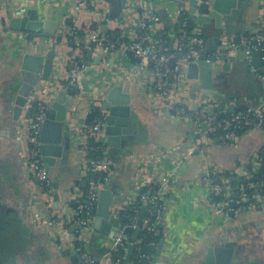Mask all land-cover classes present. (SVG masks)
<instances>
[{
  "label": "crops",
  "instance_id": "0c3cea01",
  "mask_svg": "<svg viewBox=\"0 0 264 264\" xmlns=\"http://www.w3.org/2000/svg\"><path fill=\"white\" fill-rule=\"evenodd\" d=\"M147 2L162 18V22L155 26L154 34L164 40L169 51H173L181 28L180 25L177 28L175 19L177 3L174 0ZM22 5L38 8L43 17L58 20L60 25L56 32L63 34L61 43L56 46L51 76L40 80L32 97L42 96L49 105L57 100L70 104L66 124L72 127V140L69 148L64 147L63 157L51 167L49 195L44 193L42 183L32 178L25 168L29 148L25 139L26 110L15 120L13 99L14 91L21 83L23 55L27 51H38V42H41L45 55L55 40L36 38L31 42L20 31H4L2 18H6L8 23L10 16ZM109 11L110 5L105 0L87 8H80L75 0H0V203L13 207L30 227V234L24 235L22 221L13 213L12 217L19 221L16 219L4 234L5 259L15 256L17 264H78L75 253H78L76 241L79 240L91 249L94 256L108 264L102 250H106L107 237L98 231L85 237H81L74 228L62 231L51 218L47 200L53 201L54 211L60 216L67 217L75 212L79 204L77 189L86 187L76 130L88 120L95 104L98 102L100 105L107 89L129 79L135 112L147 121L148 135L143 145L126 156L121 155L118 148L108 147L109 153L111 151L117 158L120 157L111 169L109 187L116 193L117 201L124 204L123 211L126 212L134 207L143 189L150 194L161 176L169 175L171 179L162 201L160 241L146 264H205L207 249L225 237L237 242L238 257L242 261H264V194L262 203L256 208H244L237 214L219 213L215 210L216 201L210 186L202 180L206 165H219L230 171L248 170L250 165L253 171H262L264 129L247 128L237 144L214 138L203 154L185 159L186 148L179 151L175 145L181 139H185L187 144L200 139L196 136L201 129L197 112L192 110L194 116L190 118L178 113L175 107H163L159 111L153 104L155 89L150 67L139 59L119 51L93 52L87 58L91 66L80 71L75 84L70 83L75 47L69 45L72 38L68 32L73 27L96 23L101 29L106 25L105 31H111L117 38H129L140 32L137 13L131 14L132 10H127L118 19L105 20ZM67 19L71 21L66 22ZM196 27L201 29L205 38L221 35L223 39L226 35L236 45L232 53L235 60L229 61L228 69H222V78L218 76L216 81L223 104H219L213 117L219 114L221 107L232 115L243 107L255 109L261 106L264 101V50H261L263 55L258 66L255 65L253 51L242 43V36L264 29V0H239L232 13L224 15L221 26L211 18L210 22L197 24ZM235 36H240V44L234 41ZM99 54L103 55L102 59L96 61ZM190 84L189 81L181 85L183 95L190 92ZM195 101L191 100L188 104L193 107ZM230 105L236 110L230 112ZM168 111L171 115L167 114ZM179 157L181 159L177 163ZM232 182L242 183L237 180ZM238 187L236 185L234 189ZM144 206L143 209H146V203ZM125 212L123 214L129 218L121 224L122 228L129 225L135 228L131 214ZM128 234L132 236L133 231ZM162 240V249L158 253ZM129 264H132L131 259Z\"/></svg>",
  "mask_w": 264,
  "mask_h": 264
},
{
  "label": "built area",
  "instance_id": "2783aa9c",
  "mask_svg": "<svg viewBox=\"0 0 264 264\" xmlns=\"http://www.w3.org/2000/svg\"><path fill=\"white\" fill-rule=\"evenodd\" d=\"M80 8H87L95 4L99 0H75ZM177 5L176 23H179L181 28L178 34V40L173 51H169L162 38H157L154 34L155 26L162 22L160 14L148 5L147 0H126V11L132 10L131 14L137 13L140 19V32L129 38L111 40L100 28H94L92 24H86L81 28H75L68 32L70 37L75 42V54L73 57V68L70 72V83L75 84L76 78L80 71L89 68L91 62L86 58L87 52L101 51L103 53L123 52L129 53L136 59H139L142 64L150 67L151 77L153 79L155 93L153 95L154 106L161 111L163 107L176 108V111L185 117H192L187 111L191 110V106L183 107L181 104L190 102L183 99L186 95L181 92V85L189 83L186 75L182 73V69L189 61L198 60L204 50L205 37L201 29L195 27L194 32H188L185 27L187 20H181V14L189 8L190 0H174ZM209 1V0H207ZM134 11V12H133ZM81 32V33H80ZM222 39V50L227 57H230L236 47L231 37L224 35ZM242 43L248 46L251 50H264V29L251 31L248 35L242 36ZM187 45V49H185ZM179 53H184L185 57H178ZM177 57L175 68L170 66V59ZM183 95V96H182ZM34 106L33 113L27 119V129L25 131V139L29 145L27 156L25 159V168L32 178H37L43 185V190L46 195H49L48 189L52 184V177L46 165L40 158L39 139L42 128V123L45 119L49 103L42 96H38ZM74 100V99H73ZM175 104V106H174ZM94 108L99 109L101 116L88 118L77 128V145L79 159L81 165L82 177L86 181L85 189H77L78 207L72 215L63 217L54 211L53 201L47 200V205L51 209V218L56 225L62 230L67 231L70 228H76L81 237L88 236L94 232L93 221L96 214L99 192L107 187L102 180L96 179L91 173H104L100 179L108 181L110 179V160L106 156L96 155L89 156V152H98L100 149L99 139L102 135V125L104 111L99 108L98 102ZM244 126L264 129V111L259 108H247L245 110L236 111L230 116L219 121L216 125H211L209 129L202 134L199 140L195 143L187 144L185 139L178 140L175 148L179 151L185 149V159L195 154H203L214 138L234 144L239 143L241 134L239 130ZM217 129L221 132L217 133ZM215 134L216 137H213ZM187 144V145H186ZM185 147V148H184ZM181 153V152H180ZM181 158L177 159V163ZM224 169L219 165H206L204 168V176L202 180L211 188L212 196H222L227 199L216 201L215 210L219 213L234 212L240 213L244 208H256L263 201V194L259 191V186L255 181H249L246 185L237 192V200L232 197L233 192L230 189V180L224 176ZM231 173L234 176H241L244 179H251L249 170L233 169ZM213 175L218 181L214 183ZM253 177V176H252ZM170 176L163 175L159 178L150 194L142 193L140 199L146 205H151L155 214L153 224L149 225V221L144 223V229L156 230L157 225L163 223L162 201L166 191L170 186ZM247 189L254 190L251 197L248 195ZM232 201L242 202L236 208L230 206ZM114 212L121 213L125 206L118 203L113 206ZM138 215H134L133 226L135 225ZM129 243L134 245V250L140 249L139 241H133L123 231L111 232L107 237V245L105 256L108 264H122L126 257L113 258V253L120 245ZM80 253L86 264H104L102 259L90 254L81 247L76 249ZM149 257V256H148Z\"/></svg>",
  "mask_w": 264,
  "mask_h": 264
},
{
  "label": "water",
  "instance_id": "95a60500",
  "mask_svg": "<svg viewBox=\"0 0 264 264\" xmlns=\"http://www.w3.org/2000/svg\"><path fill=\"white\" fill-rule=\"evenodd\" d=\"M110 5V11L106 13L105 20L118 19L123 12L126 11V0H105ZM239 0H190L188 12L193 21L197 24L210 22L211 18L216 19L218 26H221L224 15H230L232 10L238 6ZM4 31H20L26 35V39L34 41L54 39L51 49L44 55L41 42L37 43L38 51H27L22 58L21 64V83L14 91L13 99V117L18 120L25 109V118L31 117L36 99L33 97V91L37 87L41 79H49L56 58V46L61 43L63 34H57L60 22L58 20L48 19L40 14L38 8H28L26 5L18 7L14 14L10 16L7 23L6 18H2ZM67 19L66 22H70ZM106 30V25L101 28ZM1 34V32H0ZM116 37L114 36V39ZM234 41L240 44V36H235ZM45 43V42H44ZM43 44V43H42ZM69 45L75 47L74 40L69 41ZM221 35H214L205 39L204 50L201 57L196 61H189L183 67L182 73L191 82L190 92L183 97L184 100H196L191 110L197 112V121L200 123V131L197 137H201L211 125H216L220 120L226 118L228 113L226 109L221 107L220 112L216 117H213L219 108V104H223L222 95L217 90L219 85L216 81L218 76L222 78V69H228L229 61L235 60V56L227 57L222 50ZM248 49V46H245ZM40 49V50H39ZM173 48H171L172 50ZM255 65L258 66L260 58L263 55L261 50H252ZM74 54L75 52L72 51ZM93 52L88 51L87 57L90 58ZM102 54L97 55L96 61L102 59ZM178 57H185L184 53H179ZM224 62V63H223ZM177 57L170 59V66L175 68ZM221 63H223L221 65ZM73 64L71 65V69ZM175 106V104H174ZM183 107L188 106V102L182 103ZM70 104L62 101H54L48 106L45 119L42 123L40 132L39 147L40 158L46 165L51 174V167L56 165L58 158L63 157L64 147H70L72 140V127L66 124L67 112ZM99 108L104 111L102 135L100 143L103 146L105 156L110 160V168L115 167V162L120 159L107 151L108 147L118 148L121 155L130 154L134 148L145 143V137L148 135L147 121L140 118L135 112L132 103L131 82L125 79L121 83L107 89L100 100ZM193 108V109H192ZM264 110V101L261 106H257ZM235 107L230 105L229 111H235ZM100 112V111H99ZM101 114V113H100ZM171 115L170 111L167 112ZM213 119L209 120V117ZM192 118V117H190ZM66 140V143L64 142ZM66 144V145H65ZM69 145V146H68ZM105 146V147H104ZM250 166V165H248ZM258 172V171H257ZM52 177V174H51ZM231 181L237 180L242 182L243 179L238 176L230 178ZM218 180L214 179V183ZM86 183V182H85ZM249 191V189H247ZM117 195L112 187H105L99 192L96 214L93 221L95 231H98L104 237H108L111 232L123 231L128 234L133 231L131 239L137 241L139 235L143 231L146 209L140 214L136 220L135 228L131 225L122 228V223L126 222L129 216L114 212L113 206L118 204ZM233 208L238 206L237 201H233ZM15 213L16 217L22 221V233L29 235L30 227L26 221L22 220L21 215L6 203H0V264H17L15 256H10L5 259L3 250V238L8 227L12 226L18 218L12 217ZM231 214H234L232 212ZM18 220V221H19ZM133 221V218H132ZM77 230L76 228H74ZM73 229V230H74ZM163 240L160 242L158 253L162 249ZM237 242L231 241L228 237L218 240L212 244L206 253L205 264H264V261L259 260H244L238 257ZM134 251V245H130L128 254L123 264H129L131 255ZM78 264H86L79 253H75Z\"/></svg>",
  "mask_w": 264,
  "mask_h": 264
},
{
  "label": "trees",
  "instance_id": "16d2710c",
  "mask_svg": "<svg viewBox=\"0 0 264 264\" xmlns=\"http://www.w3.org/2000/svg\"><path fill=\"white\" fill-rule=\"evenodd\" d=\"M181 20H187L188 23L185 27V29L190 32V33H193L194 32V29L195 27L197 26V23L195 21H193V19L191 18V15L188 11H184L182 14H181V17H180ZM179 23H177V28L179 29ZM94 28H98L97 27V24L95 23L94 25H92ZM106 35H108V37L111 39V40H118V39H122V38H115L114 39V34L107 30V31H103ZM81 33V32H80ZM116 36V35H115ZM157 38H160L159 36H157ZM185 49H187V45H185ZM171 52V51H170ZM86 58H88L86 56ZM247 108H250V107H243V108H240L238 109V111H241V110H245ZM189 114H191L192 116H194V114L192 113V110H188L187 111ZM101 114L99 112V109L95 108L89 115V118H94V117H100ZM230 116V115H228ZM247 128H250V127H247V126H244L243 128H241L239 130V133L242 135L245 130ZM221 132V129H217V133ZM213 137H216L215 134H212ZM100 144V149L98 152H89V156L90 157H94L96 155H100V156H105V153L102 149V144L99 142ZM261 161H262V164L264 165V154H263V158H261ZM249 169V173H251V179H243L242 183H237L235 184L234 182H232L230 180L231 177H233L234 175L231 173L230 170H225L223 175L224 176H227L230 180V187H231V191L233 192L232 194V197L234 199L237 200V192L239 191V188L242 186V185H246L250 180L251 181H255L257 182L258 184H260L259 186V191L261 194H264V168L263 170H258L257 171H253L252 167L249 166L248 167ZM93 177H95L96 179H99V180H102V182L105 183V186L109 187L110 186V179H108V181H104V179H100V176H103L104 173H101V172H96V173H91ZM216 175H213V178L215 177ZM253 176V177H252ZM218 178L215 177V179ZM220 182V181H218ZM238 185L239 187L237 189H234V187ZM154 190V189H153ZM147 189H143L142 192L143 193H147ZM254 190L250 189L248 191V195L249 197H251V195L253 194ZM215 198V201H223L225 199H227L226 197H222V196H213ZM232 203L233 201L230 203V206H232ZM144 202L143 200H141L140 198H138V200L136 201L135 205L133 208H131L129 211H122V214L125 212V213H128V214H131V216L133 217L134 215H140L141 212L143 211V208H144ZM148 219L149 221V225H151V223L153 224L154 220H155V214L153 212V208L151 205H146V213H145V219ZM161 231V226L160 225H157L156 226V230H151V229H144L139 238H138V241H139V245H140V249L138 250H134L132 255H131V262L132 264H146L149 260V257L150 255H152L155 251H156V246L159 244V241H160V236L161 234L159 235V232ZM129 236V238H131V235L130 234H127ZM76 246L77 247H81L82 250H86L88 251L90 254H92V251L90 248H87L85 245H83V243L79 240L76 241ZM129 247H130V244L129 243H126L124 245H120L117 250H115V252L113 253V258L114 259H117L118 257H126L127 255V252L129 250ZM103 250V253L105 252L104 249ZM93 255V254H92ZM149 256V257H148ZM124 263V261L122 262V264Z\"/></svg>",
  "mask_w": 264,
  "mask_h": 264
},
{
  "label": "bare ground",
  "instance_id": "6f19581e",
  "mask_svg": "<svg viewBox=\"0 0 264 264\" xmlns=\"http://www.w3.org/2000/svg\"><path fill=\"white\" fill-rule=\"evenodd\" d=\"M186 11H188V9Z\"/></svg>",
  "mask_w": 264,
  "mask_h": 264
}]
</instances>
